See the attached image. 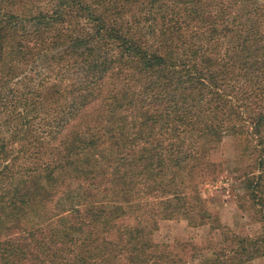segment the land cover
<instances>
[{"label": "trees", "instance_id": "obj_1", "mask_svg": "<svg viewBox=\"0 0 264 264\" xmlns=\"http://www.w3.org/2000/svg\"><path fill=\"white\" fill-rule=\"evenodd\" d=\"M228 136L262 235L155 243L211 218ZM262 257L264 1L0 0V264Z\"/></svg>", "mask_w": 264, "mask_h": 264}, {"label": "rangeland", "instance_id": "obj_2", "mask_svg": "<svg viewBox=\"0 0 264 264\" xmlns=\"http://www.w3.org/2000/svg\"><path fill=\"white\" fill-rule=\"evenodd\" d=\"M264 1V0H262ZM244 146L231 136L225 137L213 151L211 162L215 165L216 178L201 186L205 209L211 218L202 226H191L186 220L164 221L154 234L155 243L174 245L193 243L197 246L218 244L225 240L223 231H230L240 237L257 238L263 233V223L246 195L241 176L252 165L243 152ZM211 174V172H209ZM197 218L196 222L199 223ZM223 226L218 229L219 226ZM226 233V232H224ZM247 264H264V257Z\"/></svg>", "mask_w": 264, "mask_h": 264}]
</instances>
